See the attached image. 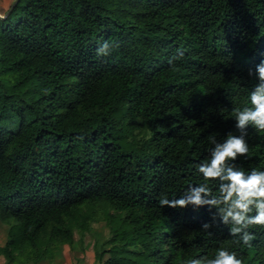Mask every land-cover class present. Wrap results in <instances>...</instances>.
Listing matches in <instances>:
<instances>
[{"label":"trees","instance_id":"1","mask_svg":"<svg viewBox=\"0 0 264 264\" xmlns=\"http://www.w3.org/2000/svg\"><path fill=\"white\" fill-rule=\"evenodd\" d=\"M261 61L264 0H18L0 20L6 263L51 256L100 218L105 264H187L220 248L264 264V227L248 229L249 247L215 209L158 203L204 182L210 136L240 135L232 110L251 106ZM247 133L234 163L264 171V132Z\"/></svg>","mask_w":264,"mask_h":264},{"label":"clouds","instance_id":"2","mask_svg":"<svg viewBox=\"0 0 264 264\" xmlns=\"http://www.w3.org/2000/svg\"><path fill=\"white\" fill-rule=\"evenodd\" d=\"M109 52L110 46L105 43L97 54L106 56ZM179 55L182 56V53ZM255 73L259 83L250 93L251 106L232 110L235 128L240 135L229 133L223 142H217L215 135L210 136L209 141L214 145L210 150V158L198 166V173L204 182L189 187L179 199H169L162 193L158 201L161 208H187L191 205L195 208L207 206L210 211L215 209L213 221L219 219L228 226L230 236L238 238L237 243L242 242L249 247L255 237L248 229L253 226L264 227V171L252 169L246 173L234 162L238 157L248 155L249 146L245 136L249 126L264 132V61L256 66ZM252 74L250 70L249 75ZM214 181L219 182L215 194L209 187V183ZM210 227L206 223L202 231H208ZM187 264H243V261L235 253L220 248L214 258H194Z\"/></svg>","mask_w":264,"mask_h":264},{"label":"rangeland","instance_id":"3","mask_svg":"<svg viewBox=\"0 0 264 264\" xmlns=\"http://www.w3.org/2000/svg\"><path fill=\"white\" fill-rule=\"evenodd\" d=\"M13 0H0V13L8 9ZM5 11V12H6ZM124 132V129L123 131ZM118 139L119 144L124 150H130L131 143L129 134L132 131L126 130ZM134 140L142 139L141 133L134 134ZM88 229L79 233L73 231L72 243H59L53 247L51 256L40 258L36 263L27 264H105L103 263L109 256L107 251L101 252L102 248H108L105 244L109 238V230L103 219H97L88 223ZM101 254V255H100ZM0 256V264L3 263Z\"/></svg>","mask_w":264,"mask_h":264},{"label":"crops","instance_id":"4","mask_svg":"<svg viewBox=\"0 0 264 264\" xmlns=\"http://www.w3.org/2000/svg\"><path fill=\"white\" fill-rule=\"evenodd\" d=\"M6 233H7V226L0 222V247L3 245L6 239ZM0 256L3 258V263L1 264H7L5 258L0 254Z\"/></svg>","mask_w":264,"mask_h":264},{"label":"water","instance_id":"5","mask_svg":"<svg viewBox=\"0 0 264 264\" xmlns=\"http://www.w3.org/2000/svg\"><path fill=\"white\" fill-rule=\"evenodd\" d=\"M17 1L18 0H13L12 3L10 4V6L8 7L7 11L3 15L0 14V20H3L6 18L8 13L11 11V9L14 7V5L17 3Z\"/></svg>","mask_w":264,"mask_h":264}]
</instances>
